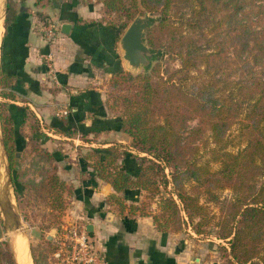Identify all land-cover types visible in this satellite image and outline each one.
Instances as JSON below:
<instances>
[{
	"label": "trees",
	"instance_id": "16d2710c",
	"mask_svg": "<svg viewBox=\"0 0 264 264\" xmlns=\"http://www.w3.org/2000/svg\"><path fill=\"white\" fill-rule=\"evenodd\" d=\"M95 1L100 12L112 15L114 22L106 24L118 33L137 15L155 14L144 28L143 39L150 49L162 46L168 59L178 61L176 67L163 70L155 61L143 72L119 69L110 74L105 106L129 136L128 145L140 155L133 156L137 167L131 174L119 163L121 153H130L117 144L84 153L95 177L113 191L105 203L126 217H149L157 232H178L188 224L199 234L210 220L206 205L199 202V188L214 202L219 200L213 190L230 188L235 196L221 202L215 223L216 237L226 244L221 248L225 264H264V4L255 6L254 0ZM248 2L252 5L246 12ZM181 7L189 8L187 16ZM254 12L258 13L254 20L257 30L251 29ZM182 28L200 32L209 48H202L198 38L186 35ZM9 85V76L0 71L1 99L11 97ZM27 116L25 112L22 122L27 123ZM30 117L28 129L34 132L38 124ZM192 118L198 124L185 127ZM233 126L235 141L228 138ZM0 128L5 154L11 161L13 146L20 145L16 142L20 132L14 129L4 101H0ZM203 131H209L211 161L218 163L215 170L196 163L197 148L191 141ZM37 133L25 137L28 154L53 161ZM233 145L234 150L228 149ZM258 177L262 180L254 186ZM10 180L18 195L24 192L16 172H11ZM190 182L195 185L190 187ZM30 185V195L39 200V206L35 210L27 195L25 207L32 215H39L46 207L49 213L41 217L48 216L49 222L44 227L58 233L57 212L62 210L65 197L72 194V185L58 177L54 165L39 182ZM127 190L144 192L147 200L127 203ZM154 196L151 209L150 198ZM23 198L16 197V201L22 219L27 221V211L19 206ZM44 239V251L51 254L58 241ZM0 264H18L6 241H0Z\"/></svg>",
	"mask_w": 264,
	"mask_h": 264
},
{
	"label": "crops",
	"instance_id": "0c3cea01",
	"mask_svg": "<svg viewBox=\"0 0 264 264\" xmlns=\"http://www.w3.org/2000/svg\"><path fill=\"white\" fill-rule=\"evenodd\" d=\"M4 13L3 26L0 24V71L10 78L11 97L0 99L6 103L17 131L25 128L22 120L26 112L40 129L56 134L37 138L52 154L58 177L73 188L64 224L83 223L105 264H187V254H180L169 236H163L169 233L157 232L149 217H126L109 208L105 198L113 191L95 177L90 161L84 157L86 150L117 144L120 150L130 153H121L119 163L131 174L136 172L133 156L140 154L129 149V136L120 130L117 116L105 106L106 81L112 72L126 67L118 48L121 33L107 26L99 4L91 2L11 0ZM48 22L58 24L51 42L45 41L41 31ZM61 23L70 24L67 33L60 31ZM45 54L51 60L49 69ZM60 108L67 113L55 116ZM24 140L18 136L16 142L22 145ZM75 144L76 153L71 148ZM139 194L138 190H127L124 199L136 202ZM10 211L12 215L11 206ZM2 212L0 209L1 224ZM16 230L11 229L13 242L19 234ZM60 234L51 237L59 239ZM45 264L65 263L52 257Z\"/></svg>",
	"mask_w": 264,
	"mask_h": 264
},
{
	"label": "rangeland",
	"instance_id": "374dc122",
	"mask_svg": "<svg viewBox=\"0 0 264 264\" xmlns=\"http://www.w3.org/2000/svg\"><path fill=\"white\" fill-rule=\"evenodd\" d=\"M39 1L44 2L46 0H39ZM79 1L98 4L95 0H79ZM10 2L11 0H0V24L2 26L4 23L5 5ZM252 4H254L255 6L258 4L263 5L264 0L262 1L254 0ZM252 4L250 2L245 4L244 11L249 12L251 10L249 6H251ZM180 11H182L185 16L189 14V8L187 9L186 7H181ZM100 13L102 14V19L104 22H114L112 21L113 19L112 15H108L103 12H100ZM256 15H258V13L254 12L251 16V29L252 30H257L258 28L257 23L254 22ZM137 16L147 18L148 20L154 19L156 17L155 14H149V13H143ZM115 22H117L116 24H120L119 21H115ZM181 31H183V33L190 36L191 38H198L197 42L202 48H209L208 45H205L204 37H202L201 33L198 32L197 30L182 28ZM150 50L153 53V58L151 59L149 65L146 68L139 67L136 70H134V69H129V68L127 69L125 67L123 70H128L131 73L143 72L150 65H152L155 61L159 62L160 70H163V68H165L166 66L170 68L177 66L178 64L177 59L175 57L168 59L167 54L163 53L164 49L162 46L159 48L150 49ZM261 75L264 77V74H261ZM104 92H105V98H106V88H104ZM55 116H56V113H55ZM31 123H32L31 117L27 116V123L25 124V128L19 129V132H20L19 136H21V138L23 137L25 139V137L30 135V133H35V132L36 133L38 132L37 134H39V137L44 136L46 138L47 137L50 138L51 135L56 136V134L53 131L51 132L50 130H47L46 128H44V130L40 129L39 125H38V129L36 128L34 132H31V130L29 131L28 125ZM197 124H198L197 119L192 118L185 123V127H193V126H196ZM235 129H236V126H233L229 130L228 138L232 139L233 141H235L233 139V136L235 135V132H236ZM183 134H185L184 131H183ZM53 138L57 139V137H53ZM23 142L24 143L22 145L20 144L18 148H16V146H13L12 158H11V161H9L5 154V150L2 144V133H1V128H0V209L5 211V212H2L3 224L0 223V241L8 242L11 249L12 250L14 249L15 255L17 253L16 251L17 245H19L20 243L22 245H26L30 264H45L48 262L50 263L52 261V256L50 253L45 252L47 247L45 244L44 234L46 233L50 236V239L48 240L59 241L61 238L52 239L51 236L53 235L56 236V233L52 232V230H55V229L53 228L47 229L46 227H44L49 222L48 220L49 218L48 216L41 217V215L45 213H49V210L45 207L43 210L39 211L40 212L39 215H32V212L30 211V209H28V207H25V200H26V196L28 195L30 199L28 202L30 203L33 202V208L36 210L37 206H39V200L32 198V196L30 195L31 194L30 188H32L30 184L39 182L43 178L45 171L49 170L51 166L53 165L56 166V165L55 163H53V161H45L44 158L31 157L28 154V147H27L28 144L26 146V141L24 140ZM191 142H192L191 145L197 148L195 151V156L197 158L196 163L199 165H204L206 168H210V170L217 169L218 163L215 161H211L210 149L213 147V144L210 139L209 131H203L202 134L198 138L192 140ZM77 147L78 146H76V148ZM119 147L120 146H118V148ZM71 148L73 150L74 147L72 146ZM235 148H236V145L228 147V149L230 150H234ZM129 149L131 150V148ZM87 151L88 150H86V152ZM73 152L76 153V151L74 150ZM186 154L187 153L184 154V157L186 156ZM11 172L17 173L18 181L24 186V189H23L24 192H22L20 195H18V193L15 192V189L13 188V185L11 183V180H10ZM165 172H167V170H165ZM261 178L262 177H258L255 179L254 186L260 183V181L262 180ZM189 185L191 187L192 185H195V184L194 182H190ZM16 186L18 187L17 189H19V185H16ZM167 188L169 189L170 185H168ZM160 191L163 192L162 190ZM199 191H200L199 197H198L199 202L206 205L208 216H210V220L208 224L202 227L201 233L199 234L193 233L190 226L186 224L185 226L182 227L180 231L172 232V233H169L168 235H163V236H166V237L169 236V240L173 242L175 245H177L178 252L180 254H183V253L187 254L186 256L187 264H225L226 257L224 256V253L221 248L225 247L226 244L225 242H223L222 240L216 237L218 227L216 226L215 223L220 217L219 207L221 205V202L223 200L227 201L228 199L234 197L235 192L230 188H219L217 190L215 189L213 190V193L216 195L219 201L214 202V201H211L208 196L202 194L204 191L203 188H199ZM144 194H145L144 192H140L139 196L137 197V201L140 202L142 200L143 201L147 200L143 197ZM23 195H24V198L23 200H21L19 206L21 207V210L24 209V211H27V216H28L27 221L22 219L21 211L19 210L17 201H16V197L19 198V196H23ZM70 196L65 197V202H63L62 210L59 212L56 211L58 215L56 218L57 222L55 223L57 224V227L59 228L58 233L62 232V228L60 230V227L62 225L63 226L65 225L63 222V219L65 217L66 210L71 205ZM150 199H151V202H150L149 208L153 209L155 206L154 200L156 199V196L151 197ZM125 202L129 203V201H126V200ZM10 206L12 207V210H13L12 215L10 214L11 212ZM184 220H186V218H184ZM11 229H17L16 231L17 233H19L18 235L14 237V242L12 239ZM37 236L38 238L36 239Z\"/></svg>",
	"mask_w": 264,
	"mask_h": 264
},
{
	"label": "built area",
	"instance_id": "2783aa9c",
	"mask_svg": "<svg viewBox=\"0 0 264 264\" xmlns=\"http://www.w3.org/2000/svg\"><path fill=\"white\" fill-rule=\"evenodd\" d=\"M42 36L46 42H51L58 32V24L48 22L42 26ZM45 66L51 67L49 54L44 55ZM65 108L56 111L57 116L65 115ZM76 147V144L73 146ZM59 263L65 264H105L104 256L99 252L88 235L83 223L72 221L62 226L61 239L57 249L51 253Z\"/></svg>",
	"mask_w": 264,
	"mask_h": 264
},
{
	"label": "water",
	"instance_id": "95a60500",
	"mask_svg": "<svg viewBox=\"0 0 264 264\" xmlns=\"http://www.w3.org/2000/svg\"><path fill=\"white\" fill-rule=\"evenodd\" d=\"M147 22V18L135 17L119 37L118 48L121 58L129 69L146 68L153 58L152 51L143 39V31ZM69 27L70 24L61 23L60 31L67 33ZM52 232L54 233L55 231L52 230ZM46 238L50 239V236L48 235Z\"/></svg>",
	"mask_w": 264,
	"mask_h": 264
},
{
	"label": "bare ground",
	"instance_id": "6f19581e",
	"mask_svg": "<svg viewBox=\"0 0 264 264\" xmlns=\"http://www.w3.org/2000/svg\"><path fill=\"white\" fill-rule=\"evenodd\" d=\"M16 248H17L16 249V251H17L16 255H15L14 250H13L14 257H16L15 260H17L16 263H18V264H30L26 245H22L20 243L19 245L16 246Z\"/></svg>",
	"mask_w": 264,
	"mask_h": 264
}]
</instances>
